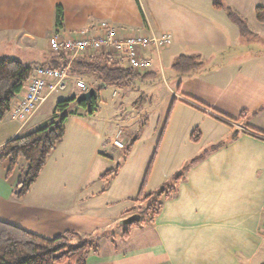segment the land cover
<instances>
[{
    "label": "crops",
    "instance_id": "1",
    "mask_svg": "<svg viewBox=\"0 0 264 264\" xmlns=\"http://www.w3.org/2000/svg\"><path fill=\"white\" fill-rule=\"evenodd\" d=\"M223 2L252 35H264L255 14L264 0ZM58 6L64 36L93 32L102 23L122 36L170 34L173 43L158 55L160 64L169 60L172 67L182 55H199L204 65L178 78L155 108L144 93L146 102L136 108L128 88L115 89L108 109L101 99L109 87L84 76L98 90L94 111L72 108L64 139L25 198L15 191L26 162L20 159L12 173L0 163V221L46 239L66 232L96 235L98 251L87 264H264V53H255L249 36L242 37L213 0H0V57L36 67L53 62ZM151 69L135 82L153 77ZM74 84L63 100L83 95ZM51 98L23 128L5 116L0 151L53 119L58 100L47 107ZM170 123L185 128L186 141L165 140ZM196 126L199 143L190 139ZM119 132L123 150L114 145ZM117 165L113 180L102 178ZM187 167L177 193L155 222L147 221L134 202L144 183L146 192L156 193ZM135 214L144 222L124 226Z\"/></svg>",
    "mask_w": 264,
    "mask_h": 264
},
{
    "label": "trees",
    "instance_id": "2",
    "mask_svg": "<svg viewBox=\"0 0 264 264\" xmlns=\"http://www.w3.org/2000/svg\"><path fill=\"white\" fill-rule=\"evenodd\" d=\"M217 9L224 10L229 19L238 27L240 35L244 38L252 35L245 19L238 15L232 8L226 6L223 0H213ZM258 22L264 24V8L259 7L255 11ZM55 23L57 32H61L64 26V10L61 6L56 8ZM69 58L64 53L56 54V59L42 67L55 69L67 65ZM204 65L202 57L182 55L176 59L172 68L182 75H188ZM36 66L26 64L19 59L0 57V122L9 112L14 98L23 91L25 83L32 77ZM71 73L76 76H93L106 87L120 90L132 88L137 80L146 79L148 72L140 73L132 69L120 66L112 55L102 53H90L84 58H78L73 62ZM78 97L67 98L59 101L55 106L54 117L48 123L35 131L17 137L8 142L0 151V163L9 164V173H12L19 164V160L26 162V169L15 191L18 199L25 198L39 179L45 169L50 156L62 142L66 133V126L71 109L76 104ZM96 101L88 108L85 103L79 107L89 109L93 113ZM241 116H244L242 114ZM201 132L197 129L191 135V141L199 143ZM135 141L125 151L124 158L128 155ZM196 159L192 164L196 163ZM190 167V166H189ZM186 169L178 173L174 182L166 185L156 193H148L145 183L134 202L139 205V211L147 221L155 222L160 215L162 207L168 199L177 193L178 184L183 179ZM119 165L102 176L105 180H113L119 172ZM144 219L140 222L143 223ZM127 228V227H126ZM128 237V229L123 233V238ZM98 236H85L77 232H66L52 239H46L29 233L16 226L0 221V264H87L88 256L98 251Z\"/></svg>",
    "mask_w": 264,
    "mask_h": 264
},
{
    "label": "built area",
    "instance_id": "3",
    "mask_svg": "<svg viewBox=\"0 0 264 264\" xmlns=\"http://www.w3.org/2000/svg\"><path fill=\"white\" fill-rule=\"evenodd\" d=\"M171 44L170 34L122 36L115 27L107 23H102L93 32L84 30L74 37L55 32L50 38V49L55 54H66L69 58L67 65L60 69L36 67L32 77L25 83L22 93L13 99L7 114L25 127L52 95L66 92L73 80L78 88L87 92L89 87L84 77L71 73L73 62L82 55L90 53L112 55L120 66L145 73L152 66V60L148 57L150 49L160 55ZM121 133H118L114 145L123 150L124 142L119 139ZM261 237L264 240V227L261 230Z\"/></svg>",
    "mask_w": 264,
    "mask_h": 264
},
{
    "label": "rangeland",
    "instance_id": "4",
    "mask_svg": "<svg viewBox=\"0 0 264 264\" xmlns=\"http://www.w3.org/2000/svg\"><path fill=\"white\" fill-rule=\"evenodd\" d=\"M170 36H171L172 43H173L172 35H170ZM248 38L250 39V42H252V44H253L255 53L263 54L264 53V35H261V36L252 35V36H249ZM249 53L250 52H246V55H248ZM148 55L152 58V61H153L151 71H153L154 76L151 77L150 79H148L147 81H144V82L143 81L142 82H140V81L135 82V84L132 85V88H130L128 90L130 92V95H131V99H129L128 101L130 102L131 100H133V103H134L133 105L136 108L141 107L143 105V103L146 102L143 99L144 96L142 97V95H140L143 93L145 95H150V98H151L150 100L152 101V108H155L157 106V104H159L162 101L161 100L162 97L167 92H169V87L174 86L176 81H178V78L185 77V75L177 73L171 67L169 60H163V65H162V63L160 64L158 62V58H159L158 53L155 52L154 50L150 49V51L148 52ZM160 55L162 57L165 56V54H163V53ZM74 86H75V91H76L75 93L76 94H84L83 91L77 87V85L74 84ZM115 89H117V88L109 87L107 89V91L102 95L101 100H102V102L106 103V107H108V109L111 106H113V104L116 100L113 97V93L116 91ZM118 90H120V89H118ZM120 91H122V90H120ZM67 93H69V90L66 93L55 94L50 99L49 103L47 104V107L50 105V102H52V101H56V100H58V102L62 101L66 97ZM133 105H132V107L135 108ZM71 111H72V109H71ZM54 113H55V108L53 109L52 117H54ZM182 116H183V114H182ZM187 118L190 119V121L193 123V125H194V123L197 122V119H198V118H195L192 116H188ZM169 125H170V127L168 128V130L166 129L165 134H164L165 140H167V142L170 139H179L181 141H186L185 137L187 134H186V131L184 133L185 128H183L181 125L176 126L175 124H171V123ZM204 125H205V123L201 124V127L207 131L208 128H207V126H204ZM197 129L202 134V131L198 126H196L193 129V132ZM193 132H191V135ZM191 135H190V139H191ZM182 144H185V143L183 142ZM24 171H25V168H24L23 172Z\"/></svg>",
    "mask_w": 264,
    "mask_h": 264
},
{
    "label": "water",
    "instance_id": "5",
    "mask_svg": "<svg viewBox=\"0 0 264 264\" xmlns=\"http://www.w3.org/2000/svg\"><path fill=\"white\" fill-rule=\"evenodd\" d=\"M98 99V90L97 89H90L88 92H86L84 95L78 97L76 104L80 105L81 103L87 104V106H91L94 101ZM141 221V216L138 214H135L133 216H130L126 220L123 221L124 226H129L134 223H139Z\"/></svg>",
    "mask_w": 264,
    "mask_h": 264
}]
</instances>
